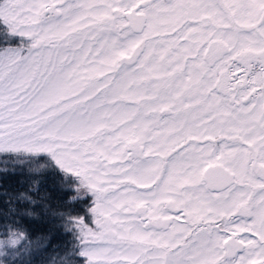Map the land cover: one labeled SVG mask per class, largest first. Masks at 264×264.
Segmentation results:
<instances>
[{
    "label": "snow or ice",
    "instance_id": "6c2138e0",
    "mask_svg": "<svg viewBox=\"0 0 264 264\" xmlns=\"http://www.w3.org/2000/svg\"><path fill=\"white\" fill-rule=\"evenodd\" d=\"M264 264V0H0V264Z\"/></svg>",
    "mask_w": 264,
    "mask_h": 264
},
{
    "label": "trees",
    "instance_id": "16d2710c",
    "mask_svg": "<svg viewBox=\"0 0 264 264\" xmlns=\"http://www.w3.org/2000/svg\"><path fill=\"white\" fill-rule=\"evenodd\" d=\"M37 264H39V261H37Z\"/></svg>",
    "mask_w": 264,
    "mask_h": 264
}]
</instances>
